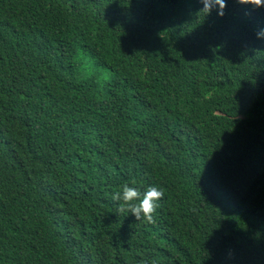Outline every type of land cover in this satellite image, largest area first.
<instances>
[{
    "label": "trees",
    "instance_id": "1",
    "mask_svg": "<svg viewBox=\"0 0 264 264\" xmlns=\"http://www.w3.org/2000/svg\"><path fill=\"white\" fill-rule=\"evenodd\" d=\"M179 2L0 0V264H264V8L226 0L203 25L197 0L189 22ZM119 7L188 70L98 99L121 72L74 60L71 28ZM213 72L189 100L187 79ZM154 149L177 162L168 191L198 211L188 234L150 230L113 198Z\"/></svg>",
    "mask_w": 264,
    "mask_h": 264
},
{
    "label": "clouds",
    "instance_id": "2",
    "mask_svg": "<svg viewBox=\"0 0 264 264\" xmlns=\"http://www.w3.org/2000/svg\"><path fill=\"white\" fill-rule=\"evenodd\" d=\"M179 14L184 15L189 22L193 13V0H179ZM233 3V0H227ZM202 9V23L211 19L214 12L217 16L224 14L226 0H197ZM237 4L248 5L253 9L264 8V0H235ZM85 25L93 31L86 33ZM149 27L138 25L136 21L124 23V16L119 7L116 11L105 14L101 11L90 19L73 22L71 35L78 49L72 53L73 59L82 61L85 56H92L97 66L106 62V70L121 72L123 81L118 86H108V94H100L98 99L106 96L119 97L129 94L130 97L147 93L157 81L159 74H165L175 69L185 73L188 64L184 59H172L165 52L153 47L156 35L144 32ZM258 41H264V26H258L254 32ZM91 37L92 42L86 39ZM226 52V51H224ZM84 56V57H83ZM150 59L155 61L153 64ZM85 60V58H84ZM125 72V73H124ZM218 72L202 73L188 78L185 93L189 100L208 93L212 89L211 80ZM173 75V74H172ZM179 86L170 87V95L176 99ZM131 161L124 170L128 172L127 182L121 190L113 194V198L123 201L128 208L123 210L127 217L138 222L141 216L146 219V225H153L150 230H165L181 225L180 235L188 234L197 225L198 211L191 207V197L170 193L168 190L177 179L178 165L176 160L166 152L156 149ZM184 167V164L181 165ZM161 205V216L155 218ZM136 218V219H135Z\"/></svg>",
    "mask_w": 264,
    "mask_h": 264
}]
</instances>
